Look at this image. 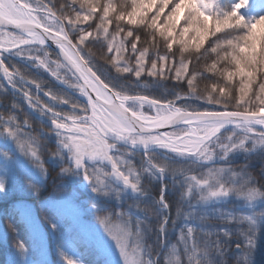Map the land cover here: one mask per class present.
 <instances>
[{"label":"snow or ice","instance_id":"6c2138e0","mask_svg":"<svg viewBox=\"0 0 264 264\" xmlns=\"http://www.w3.org/2000/svg\"><path fill=\"white\" fill-rule=\"evenodd\" d=\"M169 4L171 9L166 12ZM245 4L246 0H239L230 10H223L217 0H0V73L8 87L48 117L58 137L56 154L66 149L75 166L83 169L93 191H102L106 184L110 191L115 178L133 193L148 198L150 192L142 185V177L162 182L171 171L173 177L177 172L184 177L181 186L186 190L181 200L190 201L198 192L197 203L219 201L232 194L251 201L264 197V190L252 183L246 165L239 169L215 167L218 160L225 161L234 152L264 148V16L245 20L239 14ZM221 32L222 37L217 35ZM209 36L215 40L204 47ZM49 41L58 49L54 59ZM174 45H178V59L177 52L172 51ZM93 46L99 48L98 54ZM161 46L165 48L163 54ZM126 51L131 53L128 58L123 55ZM5 53L27 59L66 89L81 94L86 98L83 106L67 94L44 91L35 78L28 79L15 65H6ZM132 57L134 63L129 62ZM190 59L196 63L210 60L205 64V71L211 73L204 77L211 81L206 95L198 94L194 82L203 73L189 70ZM122 74L138 79L142 74L164 79L171 76L177 82L185 81L188 91L176 93L171 100L150 99L120 83L128 78ZM27 85L37 93L44 91L52 103H42ZM0 90L6 91L4 83H0ZM193 98L223 105L224 110L202 112L182 103ZM63 105L69 109L65 111ZM229 105L233 110H227ZM11 108L15 110L17 105L13 103ZM145 108L154 110L155 115H146ZM15 121L12 114L7 119L0 115V135L7 133L43 169L40 155L32 147L35 139L22 141L21 125ZM180 123L187 125L183 134L158 131ZM120 142L124 148L117 147ZM138 146H142L144 158L137 169L131 158ZM153 146L165 152L158 154L152 151ZM177 158L196 167H208L199 176L188 175L184 169L170 168ZM85 161H98V165L107 161L111 172L104 173L98 167L89 172ZM165 191L166 186H162L159 199H153L161 213L157 231L162 235L169 222ZM181 216L187 221L193 212L182 213L178 208L177 218ZM217 218L236 220L224 212ZM100 222L116 241L123 264H207L206 257L220 248L218 242L208 243L216 233L202 231L207 239L198 244L197 230L185 223L171 258L167 251L162 258L145 243L141 221L133 231L131 217L120 211L101 214ZM171 222L174 224L175 219ZM217 232L225 238L231 236L226 228ZM65 259L67 264H77Z\"/></svg>","mask_w":264,"mask_h":264},{"label":"trees","instance_id":"16d2710c","mask_svg":"<svg viewBox=\"0 0 264 264\" xmlns=\"http://www.w3.org/2000/svg\"><path fill=\"white\" fill-rule=\"evenodd\" d=\"M63 2L64 0H59V3ZM238 2L239 0H217L218 6L223 10H230L231 6ZM171 6L169 4L165 11H170ZM239 14L245 20H254L264 16V0H246V4L239 9ZM161 19H163V16ZM217 35L222 37L224 33H217ZM143 39L142 34L141 44ZM213 40H215V37L209 36L204 47H207L208 43ZM92 50L97 54L99 53L97 46H93ZM49 51L54 59L56 52L51 48H49ZM172 51L177 52L178 59V45H174ZM160 52L161 54L165 52L163 46H161ZM123 55L128 58L131 53L126 51ZM185 56H189V54L185 53ZM134 61L135 58L132 57L129 62L134 63ZM5 63L10 66L15 65L26 78H35L42 83L44 91L50 89L54 93L67 94L83 106L84 102L75 91L71 92L63 85L57 84L50 74L43 69H37L27 59L5 54ZM206 63H210V60L202 59L199 63H196L194 59L189 61L190 71L203 73V77L198 76L194 82L200 95L207 94L205 89L211 83L209 79L204 78L211 76V73L205 71ZM121 64H123V61H121ZM146 66H148L147 63ZM10 70L12 69L10 68ZM112 74L116 75L115 69H112ZM122 75L128 78H122L120 83L129 85L133 91L151 98L166 101L173 99L176 93L184 94L188 91L185 81L177 82L171 76L164 79L142 74L138 79L134 75ZM212 79H217V77L213 76ZM0 83H4L6 89V91L0 90V115H3L5 119L9 114L14 115L16 117L15 123L21 125L20 129H25L27 134L35 139L36 149H38L44 171L40 176L33 175L17 161L14 151L0 142V155L2 152L6 155L5 161L0 159V184L3 185V190L0 191V264H67L66 257L75 260L77 264H114L106 254L100 251L92 239H89L83 233L69 215L48 201L60 192H65L80 205L81 211L87 220L100 222L101 214L112 215L123 211L131 217L130 227L133 231H135L137 221H141L140 227L145 232V243L152 246L153 251L160 252L162 258L165 251L171 252V249L173 251L176 248L179 233L187 223L197 230L195 237L198 244H203L207 239L202 231L216 233L209 239L208 243L211 245L218 242L220 248L213 249L210 257H206L207 264H264V197H259V202L250 205L242 204L236 196H231L225 200L197 203L198 196L193 194L190 201L181 200V193L186 190V187L181 186L184 177L179 172L173 177L171 171H169L163 181V185L166 186L165 201L170 206L168 210L169 222L166 234L162 235L157 231L161 213L158 212V205L153 203V199L158 200L157 197L160 195L161 186L159 181L150 180L147 176L142 178V185L150 192L148 198L132 194L120 196L115 191L104 189L93 191V188L84 189L79 187L75 181L81 180L80 176H77L74 181L69 179L67 173L60 170L69 164L70 159L68 154L62 152V150L59 154H56L59 145L48 117L36 112L20 94L8 87L2 79V73H0ZM137 84L143 87H136ZM26 87L34 95H38L42 103H52L49 97L44 95V91L37 93L32 85ZM13 103L17 105L15 110L11 108ZM182 103H187L199 111L224 110L223 105L213 106L195 98L182 101ZM177 106H180V102H177ZM63 109L67 111L69 106L63 105ZM188 110H191V108ZM227 110H233L232 106L229 105ZM25 121H27V124L24 123ZM117 147L124 148L125 146L119 143ZM134 151L136 153L131 159L138 169L144 154L141 150L134 149ZM152 151L158 154L163 153V151ZM57 155L62 157L65 163H61L57 159ZM169 155L172 154L169 153ZM216 163L218 165H215V167L223 166L235 169L246 165V174L251 177L252 183L258 186L259 189L264 190V148H256L248 153L237 151L232 153L227 160H218ZM86 165L89 166L88 163ZM207 167V164L204 165V168L196 167L190 165L187 160L180 158L172 161L170 165L171 169H184L186 174H196L198 176L205 172ZM77 172L79 171L76 170ZM20 179L24 184L20 189H16L15 182ZM20 199H25L31 204L34 214H36L45 231L44 240L32 233L30 225H28L17 204ZM137 203H139V206H137ZM178 208L182 213L193 212V216L187 221L183 216L177 218ZM221 212L231 214L236 218L235 222L218 219L217 216ZM201 216L207 218L201 220ZM173 219H175L174 224L171 222ZM225 228L231 234L229 238H225L217 232V230ZM249 241L252 243L249 244ZM237 245H240V247H237Z\"/></svg>","mask_w":264,"mask_h":264},{"label":"rangeland","instance_id":"374dc122","mask_svg":"<svg viewBox=\"0 0 264 264\" xmlns=\"http://www.w3.org/2000/svg\"><path fill=\"white\" fill-rule=\"evenodd\" d=\"M21 2H24V0H21ZM76 94L79 97H83L81 94H79L78 92H76ZM145 114H149V113H154L153 111H149L147 108L144 109ZM186 128L185 125H182L181 127H175V128H171V130H169L168 132H180L181 134L183 133V130ZM257 131H259V129H257ZM20 132L22 133L21 136V140H27L28 137H30L27 132L25 131V129L21 128ZM56 141L58 143V137L56 136ZM109 140L111 141V138L109 137ZM0 142L5 144L6 146L9 147V149H12L16 155L17 161H19L22 166H24L28 171H30L33 175H37L40 176L44 171L41 167L38 166V164L28 155L24 154L17 146L16 142L14 141V139L10 136L7 135V133H4L3 135H0ZM59 145V144H58ZM33 148H37V143L32 145ZM155 147V146H153ZM38 151V149H36ZM152 150L155 151H160V152H165V150L163 149H159L157 147L152 148ZM62 152H66L68 154V158L70 159L69 164L62 167L60 170H62L64 173H67L69 179L74 180L77 178V176L83 178L85 176L83 169L78 168L75 166L74 160L71 158L70 154L67 152V150H62ZM143 152V151H142ZM0 159L1 160H6V155L5 153H1L0 155ZM57 159H59V161L61 163H65V160L62 159V157H60L59 155H57ZM85 163L89 164V172H91L93 169L92 167H98L100 168V170L104 173H110L111 172V164L107 161L104 162L103 165H98L100 162L98 161H85ZM76 170H78L79 172L76 173ZM143 178V177H142ZM101 179H104L103 176H101ZM16 183V189H20L24 182L20 179L17 180ZM76 185H78L81 188H93L92 183H90V181L87 179V184L84 185L82 184V180H77L75 181ZM104 190L109 191L108 189V185L106 184ZM110 191H115V193H119L120 196H126V195H134V196H138L140 197L137 193H133L131 190H129L128 188L124 187L120 181L116 180L115 178H112L111 180V190ZM195 195L199 196V193H194ZM233 197L236 196L242 204L245 205H250L253 203H257L260 201V198L257 197L254 200H247L246 198L240 197L238 195H229L227 198L229 197ZM159 199V196L157 197ZM49 202L52 203V205H54L56 208H58L59 210H61L62 212L66 213L67 215H69L75 223L78 224V226L81 228V230L83 231V233H85L87 235V237L89 239H92V241L94 242V244L97 245V247L100 249L101 252H103L104 254H106L108 256V258L112 261V263L114 264H123V258L120 254V250L116 244V241L108 234V232L105 231L104 225L101 222H95L92 220H87L84 215L83 212L81 211V207L79 204H77L76 201H74L68 194H66L65 192H60L59 194H56L54 197H52L50 200H48ZM21 213L23 214L24 218L26 219L28 225H30L31 231L34 235H36L38 238H40L41 240L45 239V231L43 229V226L39 223V220L36 216V214H34L33 208L31 206L30 203H28L25 199L22 200L20 199L17 202ZM175 251V249L169 253V256L171 258V254Z\"/></svg>","mask_w":264,"mask_h":264},{"label":"water","instance_id":"95a60500","mask_svg":"<svg viewBox=\"0 0 264 264\" xmlns=\"http://www.w3.org/2000/svg\"><path fill=\"white\" fill-rule=\"evenodd\" d=\"M8 30H10V31H15L14 29H8ZM48 46H49V48H51L54 52H57L58 51V49L56 48V46L51 42V41H49L48 42ZM6 54V53H5ZM48 73V72H47ZM49 74V73H48ZM55 79V78H54ZM6 82V81H5ZM57 83L58 84H60L58 81H57ZM151 99V98H150ZM189 111H191V110H189ZM203 111H210V110H203ZM202 111V112H203ZM213 111H220V110H213ZM230 111V110H229ZM182 125H184V123H180V124H177L175 127H177V126H182ZM171 128H173V127H165V128H161V129H159L158 131H160V132H163V131H168V130H171ZM120 144H122V145H124V143L123 142H120ZM125 146V145H124ZM136 150H143V148H142V146H138L137 148H136ZM83 181H82V184H84V185H86L87 184V179L85 178V176L83 177V179H82ZM224 199V198H223Z\"/></svg>","mask_w":264,"mask_h":264},{"label":"bare ground","instance_id":"6f19581e","mask_svg":"<svg viewBox=\"0 0 264 264\" xmlns=\"http://www.w3.org/2000/svg\"><path fill=\"white\" fill-rule=\"evenodd\" d=\"M83 98H85V97H83ZM86 99V98H85ZM153 112H154V110H153ZM90 114V113H89ZM146 115H155V112L154 113H149V114H146ZM186 127H187V125L186 124H184ZM183 134V133H182Z\"/></svg>","mask_w":264,"mask_h":264}]
</instances>
